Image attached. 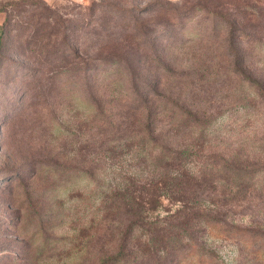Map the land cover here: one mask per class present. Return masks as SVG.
Returning a JSON list of instances; mask_svg holds the SVG:
<instances>
[{
  "label": "rangeland",
  "instance_id": "1",
  "mask_svg": "<svg viewBox=\"0 0 264 264\" xmlns=\"http://www.w3.org/2000/svg\"><path fill=\"white\" fill-rule=\"evenodd\" d=\"M246 8L264 14V0H0V264H177L179 253L186 256L178 264H264V98L248 104L247 89L214 71L223 59L218 24L222 34L226 21L249 20ZM253 35L264 41V26ZM131 50L136 81L167 90L154 101L180 93L181 101L200 102L215 116L204 151L260 169L239 186L223 181L201 195L205 210L167 223L166 234L181 240L162 257H138L147 232L130 225L133 218L125 219L116 200L104 201L110 187L148 170L146 164L137 168L133 148L114 155L97 142L89 149L102 122L92 120L86 75H95L89 86L106 95L105 104L130 100L129 72L117 74L100 59ZM153 50L164 56L169 75L160 76ZM255 51L264 77V49ZM106 108L112 116L119 111ZM198 161L190 165L197 169ZM90 164L94 178L82 171Z\"/></svg>",
  "mask_w": 264,
  "mask_h": 264
},
{
  "label": "trees",
  "instance_id": "2",
  "mask_svg": "<svg viewBox=\"0 0 264 264\" xmlns=\"http://www.w3.org/2000/svg\"><path fill=\"white\" fill-rule=\"evenodd\" d=\"M195 5L196 10L201 8L206 10V7L201 4ZM222 5L223 3H219L216 7ZM250 6L251 8L255 7ZM248 9L246 8V10ZM249 10L251 16L246 12H242L243 16L250 17L249 20L243 18L238 21H226L222 34L221 28L223 25L218 24L219 34L222 36L218 56L222 54L223 59L221 62H217L214 71L216 74L223 71V76L236 82V88L249 91L247 101H255L258 97L264 98V77H258L257 75L258 68L253 57L256 59L259 53L254 52V48L255 50L258 48L264 49V41L257 40L253 34L258 26H264L260 22L264 14L260 10L258 12L257 9ZM212 12L220 14L216 11ZM140 31L138 24V32ZM219 34L218 36L221 37ZM137 39H142V45L140 46L144 47L143 40L145 38L137 37ZM120 45L129 47L127 42ZM134 52L131 50L129 53L124 54L111 53L108 54L109 56L106 55V57L100 59H106L105 61L114 66L112 71L117 74H121L122 70L129 72L131 78L130 100L117 98V100L112 99L109 102L110 104H105L106 95L98 94L97 97L95 95L97 90L93 91L89 86L90 79L95 75L92 77L86 75L89 96L95 108L92 120L98 119L102 122L101 129L98 130V138L91 142L92 145L89 149H92L97 142L100 151L114 155H118L120 151H131L133 148V151H131L132 159L137 161V168L140 170V166L146 164L148 170L145 169L139 173L124 176L119 183L110 187L111 191L106 195L104 201L108 203L116 200L119 209H126V213H128L125 219L133 218V221L129 220L130 225H137L141 230L147 232L148 240L144 242L143 246L139 244L138 257L141 256V253L143 256H151L155 252L159 255L158 257H162L169 254L168 249H171V246L173 248V245L181 240L179 235L170 236L166 234V228L172 224L167 223L181 221L184 215L188 213L187 210H205L200 199L201 195L215 191L216 186L221 185L223 181L227 184L237 181L239 186L240 183L245 182V179L252 172L259 173L260 169L246 170L247 168L243 169V167L233 164L230 155L229 158L225 157L224 154L220 156L204 151L203 148L206 141H208V134L216 120L215 116L211 112H207L200 102L185 103L181 101L180 93H178L179 96L176 99L165 98L166 100L154 101V97L160 95L162 89L164 93H167V90L161 87V84L136 81L140 72L130 66L127 57ZM152 54V61L161 68L160 76L169 75L172 70L169 64L165 62L164 56L154 55L156 54L155 50L151 51ZM170 56L172 58V55ZM141 63L149 65V59H141ZM257 64L259 65L258 61ZM90 69L89 71L92 72L93 69ZM150 70L151 66L147 68V71ZM142 74L144 75V72ZM203 77L206 76L201 74V78ZM116 83H118V79H114L111 85L115 86ZM112 90H115V88ZM113 94L111 93V96H114ZM169 94V96H173L175 93ZM248 104H251L250 101ZM109 105L111 109L115 106L119 108V111L115 112L113 116L112 111L109 114L107 113L106 107ZM123 145L126 146L123 147ZM118 149L120 151L117 152ZM196 159L200 160L197 169L190 165V162ZM82 171L91 177L93 176V178L95 176V167L92 164ZM143 174L149 175L147 176L149 178H146L147 182L144 183L140 179ZM165 202H168L167 204H171V206L167 207ZM161 210L166 213L164 218L160 215ZM207 210L210 211L211 209ZM149 212H151L153 219L147 222L146 218L150 219ZM153 214L156 215L153 216ZM162 225L165 228L161 227ZM206 226L208 227V225ZM209 226L212 229L216 225L209 223ZM124 249L125 252L122 251L123 256H127L126 246H124ZM182 254L179 253L178 263L183 260L180 258L186 256ZM109 260L103 259V263L107 264ZM190 264L196 263L192 260ZM197 264L204 263L198 261Z\"/></svg>",
  "mask_w": 264,
  "mask_h": 264
}]
</instances>
